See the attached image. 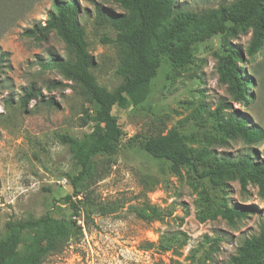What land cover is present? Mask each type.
Masks as SVG:
<instances>
[{
  "label": "rangeland",
  "instance_id": "rangeland-1",
  "mask_svg": "<svg viewBox=\"0 0 264 264\" xmlns=\"http://www.w3.org/2000/svg\"><path fill=\"white\" fill-rule=\"evenodd\" d=\"M54 1L0 0V50L8 54L0 64V237L9 220L48 214L53 221L75 222L81 233L42 264H228L242 241L264 225V192L253 184L242 190L228 177L198 180L186 168L147 157L137 144L175 130L192 158L201 156L200 170L220 157L264 163V139L251 145L222 139L213 116L220 103L229 104L231 110L224 114L246 116L264 131V47L247 57L250 30L228 25L223 35L195 45L189 63L180 69L161 58L143 104L133 107L124 96L117 99L113 115L122 138L112 145L113 155L96 158L97 172L84 194L85 210L76 217L63 199L71 194L77 168L57 135L89 133L82 118L91 104L77 84L39 68V62L66 60L64 43L53 33L41 41L24 35L44 24ZM74 2L94 64L91 74L112 90L121 81L115 74L120 48L101 44L107 29L95 25L94 8L123 12L102 0ZM233 2L176 0V6L201 15ZM228 47L240 48L239 67L253 80L246 106L232 103L226 87L218 83L217 61ZM30 89L39 96L22 106L21 98ZM222 200L246 211L247 217L230 226L219 214Z\"/></svg>",
  "mask_w": 264,
  "mask_h": 264
},
{
  "label": "trees",
  "instance_id": "trees-1",
  "mask_svg": "<svg viewBox=\"0 0 264 264\" xmlns=\"http://www.w3.org/2000/svg\"><path fill=\"white\" fill-rule=\"evenodd\" d=\"M102 2L118 6L123 12L114 15L98 5L94 8L95 25L107 29L100 38L101 44L120 48L115 74L121 81L112 90L100 86L91 74L94 64L88 54L85 31L79 23L80 9L74 0H55L44 24L24 32L26 37L38 41L53 33L64 43L67 59L39 62V68L41 71H57L66 81L77 84L91 104L82 118V127L89 126V133L80 137L64 133L57 135L77 168L70 181L71 194L63 199L76 217L85 210L84 194L96 175V158L113 155L112 145L122 138V130L113 115L117 99L124 96L133 107L143 104L150 94L151 81L157 75L161 58H165L173 69H180L189 63L195 45L223 35L228 25L250 30V40L245 49L247 57L257 55L264 47V0H234L229 6L201 15L179 10L176 0ZM7 57L8 54L0 50V64ZM241 62L240 48L228 47L227 54L218 58L216 73L218 83L226 87L231 102L246 106L251 96L248 92L254 84L252 78L242 73ZM38 96L37 91L30 89L21 98V105L25 106L29 99ZM230 110L229 104L220 103L213 114L214 129L222 139L237 138L246 145L264 139V131L250 123L246 116L224 114ZM137 147L155 161L188 169L198 180L228 177L237 181L242 190L253 184L261 193L264 192V163H255L249 157L237 160L220 157L215 158L212 167L200 170L198 161L201 156L192 158L184 146L183 137L175 130L149 137L139 142ZM222 202L219 214L230 226L247 217L246 211L230 208ZM149 211L151 215L158 214L153 208ZM80 231L75 222L53 221L48 214L39 218L9 220L4 224V233L0 237V264H42L71 239H76ZM228 264H264V225L256 236L242 241Z\"/></svg>",
  "mask_w": 264,
  "mask_h": 264
}]
</instances>
